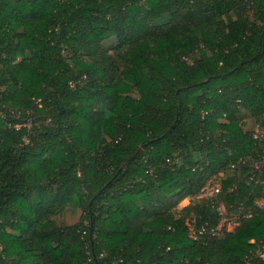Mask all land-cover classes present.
<instances>
[{
    "label": "trees",
    "instance_id": "trees-1",
    "mask_svg": "<svg viewBox=\"0 0 264 264\" xmlns=\"http://www.w3.org/2000/svg\"><path fill=\"white\" fill-rule=\"evenodd\" d=\"M261 127L264 0H0V264H246Z\"/></svg>",
    "mask_w": 264,
    "mask_h": 264
},
{
    "label": "built area",
    "instance_id": "built-area-1",
    "mask_svg": "<svg viewBox=\"0 0 264 264\" xmlns=\"http://www.w3.org/2000/svg\"><path fill=\"white\" fill-rule=\"evenodd\" d=\"M24 127L29 129L30 125L27 124ZM16 129H19V127H16ZM251 137L254 141L264 140V127L256 129L252 133ZM25 142L28 143L26 139ZM238 163L252 168L253 172L257 173V175L252 174L249 177L250 183H253L255 186L262 185L263 181L261 179V172L264 171V152L259 154L257 157L247 156L246 158H242ZM235 166L236 165H232L231 168H235ZM219 192V185H207L201 191L202 198L214 197L219 194ZM211 208L215 211L217 216L215 224H210L206 221L200 228H196L192 222L187 221L186 224L189 230V237L191 239L197 240L200 235L204 234L214 237L221 234H233L241 226L244 220L251 217V214H246L241 218L237 216H228L227 210L222 203L215 204V202H212ZM250 243L253 245V248H251L248 254L244 257V261L246 264H264V243L260 242L259 244H255L254 241H251Z\"/></svg>",
    "mask_w": 264,
    "mask_h": 264
},
{
    "label": "rangeland",
    "instance_id": "rangeland-1",
    "mask_svg": "<svg viewBox=\"0 0 264 264\" xmlns=\"http://www.w3.org/2000/svg\"><path fill=\"white\" fill-rule=\"evenodd\" d=\"M114 44H115V41L106 42V43H104V48L105 49H109V48L113 47ZM200 199H202V193H200L197 197H195L193 199H189V200L186 199V200H184L179 205V209L182 208V207L187 206L190 202L197 203L196 201H199ZM78 214H79V212L76 211V209H74L72 207H68L65 210V212L63 213V215L60 217L59 222L62 223V224H65V225L73 224V223L77 222V220H78Z\"/></svg>",
    "mask_w": 264,
    "mask_h": 264
},
{
    "label": "water",
    "instance_id": "water-1",
    "mask_svg": "<svg viewBox=\"0 0 264 264\" xmlns=\"http://www.w3.org/2000/svg\"><path fill=\"white\" fill-rule=\"evenodd\" d=\"M131 158H133V156H132ZM131 158H129V160H130Z\"/></svg>",
    "mask_w": 264,
    "mask_h": 264
}]
</instances>
